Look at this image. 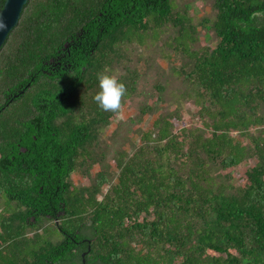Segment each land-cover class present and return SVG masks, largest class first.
<instances>
[{
	"label": "trees",
	"instance_id": "16d2710c",
	"mask_svg": "<svg viewBox=\"0 0 264 264\" xmlns=\"http://www.w3.org/2000/svg\"><path fill=\"white\" fill-rule=\"evenodd\" d=\"M187 8L24 4L0 47V264H81L82 252L84 264H264V131L249 133L264 123V0H212L214 17L199 24ZM197 25L214 34L213 46H192ZM167 29L164 43L185 59L174 72L190 84L202 127L174 132L176 114H159L154 136L119 152L112 170L100 132L116 112L93 100L97 73H110L126 44ZM135 74L118 77L122 101ZM251 156L239 185L221 173Z\"/></svg>",
	"mask_w": 264,
	"mask_h": 264
},
{
	"label": "rangeland",
	"instance_id": "374dc122",
	"mask_svg": "<svg viewBox=\"0 0 264 264\" xmlns=\"http://www.w3.org/2000/svg\"><path fill=\"white\" fill-rule=\"evenodd\" d=\"M175 2L178 8L187 5L188 14L197 24L203 18L214 17L212 0H175ZM197 30L198 35L192 44L193 47L203 43L212 46L215 44L216 38L210 30H206L201 25H197ZM171 32L167 29L161 34L159 40H147L143 45L135 41L126 44L123 47V55L110 70V74L117 78L124 75L126 69L136 73L134 90L121 102L122 107L119 112H116L109 124L100 132V145L105 155L102 163L112 170H116L114 159L119 152L130 154L143 143L141 140L143 135L150 133L151 138L154 136L152 122L159 114H176L172 118L174 132H178L181 128L202 127V118L198 115L199 107L195 105L194 97L190 94V84L174 72L185 59L164 43L168 35L172 34ZM157 85L163 86L162 92H156ZM158 96H160L159 99ZM148 106L151 110H147ZM258 114L264 119V105L261 106ZM262 124L258 127H250L249 133L252 136H261V132L264 131V123ZM231 135L242 144L252 145L249 138L241 136L237 131H232ZM152 143L148 142L149 145ZM255 161L256 157H248L239 165L222 170L221 173H229L231 183L237 186L241 182L243 170ZM97 169L99 164L94 165L93 171ZM71 177L76 184L82 181L78 171L72 173ZM46 225H51V222L41 221V227ZM36 231L43 232L41 228ZM32 233H35V230L27 229V236Z\"/></svg>",
	"mask_w": 264,
	"mask_h": 264
},
{
	"label": "clouds",
	"instance_id": "9594fccd",
	"mask_svg": "<svg viewBox=\"0 0 264 264\" xmlns=\"http://www.w3.org/2000/svg\"><path fill=\"white\" fill-rule=\"evenodd\" d=\"M7 0H0V10L4 8ZM4 27L0 22V29ZM98 91L93 96L95 103L106 112H119L122 107V98L126 95L125 84L115 75L107 71L97 73Z\"/></svg>",
	"mask_w": 264,
	"mask_h": 264
},
{
	"label": "water",
	"instance_id": "95a60500",
	"mask_svg": "<svg viewBox=\"0 0 264 264\" xmlns=\"http://www.w3.org/2000/svg\"><path fill=\"white\" fill-rule=\"evenodd\" d=\"M28 0H7L6 5L0 10V22L4 27L0 29V47L7 38L8 33L17 25L20 13ZM85 252L81 253V264L85 263Z\"/></svg>",
	"mask_w": 264,
	"mask_h": 264
},
{
	"label": "flooded vegetation",
	"instance_id": "af4514ba",
	"mask_svg": "<svg viewBox=\"0 0 264 264\" xmlns=\"http://www.w3.org/2000/svg\"><path fill=\"white\" fill-rule=\"evenodd\" d=\"M16 94H14V96H15ZM1 109V108H0Z\"/></svg>",
	"mask_w": 264,
	"mask_h": 264
}]
</instances>
